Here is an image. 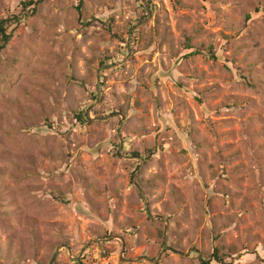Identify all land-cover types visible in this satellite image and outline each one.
<instances>
[{
	"label": "rangeland",
	"instance_id": "obj_1",
	"mask_svg": "<svg viewBox=\"0 0 264 264\" xmlns=\"http://www.w3.org/2000/svg\"><path fill=\"white\" fill-rule=\"evenodd\" d=\"M78 5L0 53V264H264V0Z\"/></svg>",
	"mask_w": 264,
	"mask_h": 264
},
{
	"label": "trees",
	"instance_id": "obj_2",
	"mask_svg": "<svg viewBox=\"0 0 264 264\" xmlns=\"http://www.w3.org/2000/svg\"><path fill=\"white\" fill-rule=\"evenodd\" d=\"M42 3V0H26L21 3L22 5V11L21 13H15V14H10L7 17L0 18V53L6 51L9 46L11 45L14 37H15V32L17 28L24 22H27L33 17L37 16V9L38 6ZM84 4V0H79V5L76 8L79 16H81V8ZM201 54L200 51H196L195 55ZM215 58V57H213ZM83 84V83H82ZM85 85V84H84ZM94 98L95 95L93 94ZM76 120L82 125L86 126L87 124L90 123V119L88 117L87 110L81 109L78 111V113L75 114ZM52 125V124H50ZM53 126V125H52ZM51 126V127H52ZM135 157H141L140 154L138 153H133ZM148 160V158H147ZM177 253V252H176ZM216 261H224V259L219 257L218 255H215ZM82 258L78 260V264H83L82 263ZM201 264H212L211 260L205 261L201 260Z\"/></svg>",
	"mask_w": 264,
	"mask_h": 264
}]
</instances>
